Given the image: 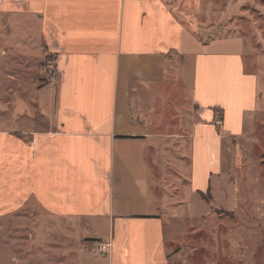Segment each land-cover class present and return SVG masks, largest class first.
Masks as SVG:
<instances>
[{
	"label": "crops",
	"instance_id": "1",
	"mask_svg": "<svg viewBox=\"0 0 264 264\" xmlns=\"http://www.w3.org/2000/svg\"><path fill=\"white\" fill-rule=\"evenodd\" d=\"M198 30L171 0H0V219L33 203L93 234L81 262L100 242L108 264H188L172 179L188 169L198 199L224 191L226 137L257 93L237 42Z\"/></svg>",
	"mask_w": 264,
	"mask_h": 264
},
{
	"label": "rangeland",
	"instance_id": "2",
	"mask_svg": "<svg viewBox=\"0 0 264 264\" xmlns=\"http://www.w3.org/2000/svg\"><path fill=\"white\" fill-rule=\"evenodd\" d=\"M171 1L186 25L197 31L211 25L217 38L237 42L245 56V71L257 78L255 104L244 111L240 133L222 136L230 146L223 153L229 164L224 191L198 199L190 194L188 169L179 170L181 174L172 179L185 192L177 201L180 207L166 201L168 212L176 214L174 226L179 230L175 233L181 236L174 254L189 247L188 264H264V0ZM54 66L55 58L47 56L43 67L46 89ZM132 100L135 104L136 96ZM184 101L188 103L184 111H190L191 103ZM217 117L223 115L217 111ZM189 149L185 146L183 153L188 159ZM32 204L24 212L0 219V264H108L105 256L93 251L97 242L85 244L88 258L82 256L79 261L81 240L93 234L79 226L70 228L56 214ZM172 224H167L171 232ZM95 235L105 240L108 232Z\"/></svg>",
	"mask_w": 264,
	"mask_h": 264
},
{
	"label": "built area",
	"instance_id": "3",
	"mask_svg": "<svg viewBox=\"0 0 264 264\" xmlns=\"http://www.w3.org/2000/svg\"><path fill=\"white\" fill-rule=\"evenodd\" d=\"M54 67H55V69L53 72H51L49 74L48 82H47L48 83L47 86L50 89L55 87L57 80H58V72H57L56 66H54ZM95 246L96 247L93 249V251L97 255L107 256L111 253L112 246L110 243H97Z\"/></svg>",
	"mask_w": 264,
	"mask_h": 264
}]
</instances>
